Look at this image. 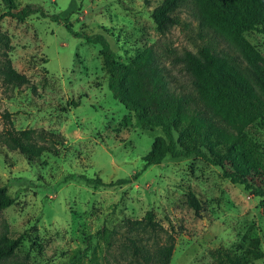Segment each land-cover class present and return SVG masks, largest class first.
<instances>
[{
	"label": "rangeland",
	"instance_id": "rangeland-1",
	"mask_svg": "<svg viewBox=\"0 0 264 264\" xmlns=\"http://www.w3.org/2000/svg\"><path fill=\"white\" fill-rule=\"evenodd\" d=\"M160 1L14 0L16 10L34 4L48 15L18 20L5 14L0 0V32L9 37L8 57L30 81L11 88L0 75V185L15 199L0 209V235L21 236L14 254L0 264H155L133 255L129 239L138 237V245L154 251L171 235L170 264H215L212 250L224 247L240 253L253 239H258L262 256H250L245 264H264V198L198 157L167 156L143 168L142 157L161 131L143 130L134 112L113 98L100 46L72 33H103L123 61L145 45L154 44L168 56L209 45L245 67L234 45L217 32L200 31L185 9L180 11L181 24L160 35L151 16ZM54 14L70 29L53 21ZM245 37L264 58V35L252 30ZM165 63L173 85L188 86L181 66ZM261 109L263 117L239 137L235 164L264 177ZM10 124L16 130L58 133V154L44 152L29 161L4 141ZM137 172L131 183L114 187H92L76 178L85 174L110 182ZM189 190L202 202L199 215L185 203ZM147 216L163 230L141 236L127 230L129 220Z\"/></svg>",
	"mask_w": 264,
	"mask_h": 264
},
{
	"label": "trees",
	"instance_id": "trees-1",
	"mask_svg": "<svg viewBox=\"0 0 264 264\" xmlns=\"http://www.w3.org/2000/svg\"><path fill=\"white\" fill-rule=\"evenodd\" d=\"M1 1L5 14L18 20L35 13L48 17L41 6L27 4L16 10L14 0ZM183 9L197 21L200 31L217 32L234 45L245 60V67L219 55L209 45H201L196 51L185 49L174 56L160 53L154 44L145 45L128 61H123L116 57L103 33L85 29L72 30V33L100 46L103 67L108 75L107 86L113 98L134 112L143 130L158 128L161 131L154 137L149 152L142 157L143 168L160 164L167 156L198 157L219 166L223 176L231 182L242 184L254 195L264 198L262 174L244 164L241 167L235 164L240 135L263 117L264 58L247 41L245 33L257 30L264 35V0H161L151 12L156 31L165 35L180 25ZM51 18L70 29L60 15L54 14ZM9 43L8 35L0 32L1 79L11 88L28 85V77L17 71L8 57ZM168 60L181 66L188 86L173 85L165 63ZM3 138L10 148L17 149L29 161L40 158L44 152L58 154L56 146L62 141L61 135L53 131L16 130L11 124L5 129ZM139 174L110 182L85 174H78L76 178L92 187H114L131 183ZM14 200L6 186L0 185V209ZM185 203L196 215L200 214L202 202L194 191H188ZM126 228L137 236L163 230L151 216L129 220ZM136 239H129L133 255L142 256L148 263L170 264L174 249L172 235L166 244L154 251L138 245ZM20 242V235H0V260L12 256ZM211 256L215 264H245L250 256L261 257L262 251L258 248V239H253L243 252L218 247L211 251Z\"/></svg>",
	"mask_w": 264,
	"mask_h": 264
}]
</instances>
